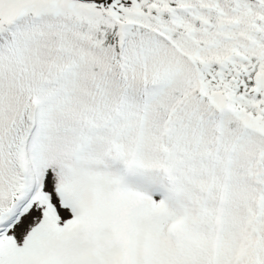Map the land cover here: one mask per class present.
I'll return each instance as SVG.
<instances>
[{"label":"snow or ice","instance_id":"1","mask_svg":"<svg viewBox=\"0 0 264 264\" xmlns=\"http://www.w3.org/2000/svg\"><path fill=\"white\" fill-rule=\"evenodd\" d=\"M0 264H264V0H0Z\"/></svg>","mask_w":264,"mask_h":264}]
</instances>
